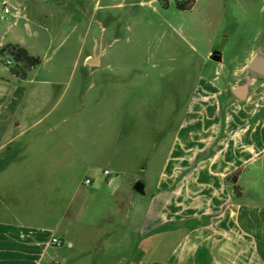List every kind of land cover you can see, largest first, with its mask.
Instances as JSON below:
<instances>
[{"label": "rangeland", "instance_id": "rangeland-1", "mask_svg": "<svg viewBox=\"0 0 264 264\" xmlns=\"http://www.w3.org/2000/svg\"><path fill=\"white\" fill-rule=\"evenodd\" d=\"M8 43L41 59L26 80L7 83L28 92L21 112L30 104L35 112L27 122L41 118L21 141L30 147L24 161L41 163L45 174L12 192L14 207L45 212L48 224L68 212L61 262L114 264L132 253L119 232L133 201L153 192L193 89L208 77L235 82L250 52L264 53V0H196L189 11L173 0H0V48ZM215 51L221 63L210 59ZM95 55L99 63L89 64ZM246 71L241 82L264 79ZM0 75H11L1 55ZM51 124L48 135L35 136ZM140 180L146 195L134 190ZM103 229L111 237L91 257Z\"/></svg>", "mask_w": 264, "mask_h": 264}, {"label": "crops", "instance_id": "crops-1", "mask_svg": "<svg viewBox=\"0 0 264 264\" xmlns=\"http://www.w3.org/2000/svg\"><path fill=\"white\" fill-rule=\"evenodd\" d=\"M255 53L234 71L235 82L208 77L193 89L171 130L153 192L133 201L129 221L119 232L132 253L114 264H264V79L246 81L245 100L233 93L246 83L241 81ZM12 80L24 81L12 73L0 75V264H78L61 262L56 254L60 247L52 243L69 237L63 228L68 212L48 224L45 212L15 208L12 202V192L18 195L25 183L45 176L41 163L24 161L30 147L21 141L41 118L27 122L35 110L30 104L21 112V97L28 92L23 85H7ZM55 127L51 124L35 136H46ZM238 172L240 196L229 180ZM110 237V229L95 235L87 249L91 257ZM75 247L69 240L66 250ZM146 255L150 260L143 259ZM128 256L132 258L126 261Z\"/></svg>", "mask_w": 264, "mask_h": 264}, {"label": "trees", "instance_id": "trees-1", "mask_svg": "<svg viewBox=\"0 0 264 264\" xmlns=\"http://www.w3.org/2000/svg\"><path fill=\"white\" fill-rule=\"evenodd\" d=\"M168 1V0H167ZM176 8L180 11L191 10L196 0H173ZM0 55L4 63L9 66L11 73L19 80H26L28 73L40 65V57L32 55L26 48L18 44H8L0 49ZM10 62V64H8ZM239 172L229 178L235 185V192L241 195L240 188L237 186Z\"/></svg>", "mask_w": 264, "mask_h": 264}, {"label": "water", "instance_id": "water-1", "mask_svg": "<svg viewBox=\"0 0 264 264\" xmlns=\"http://www.w3.org/2000/svg\"><path fill=\"white\" fill-rule=\"evenodd\" d=\"M210 59L213 62L221 63L223 60L222 53L215 51L211 54ZM88 63L91 65H97L99 63L97 55L90 57ZM248 70L258 76L264 77V53L261 50H257L250 63L248 64ZM249 83L246 82L233 89L234 95L240 99L245 100L249 92ZM134 190L139 194L145 193V183L143 181H137L134 185Z\"/></svg>", "mask_w": 264, "mask_h": 264}, {"label": "built area", "instance_id": "built-area-1", "mask_svg": "<svg viewBox=\"0 0 264 264\" xmlns=\"http://www.w3.org/2000/svg\"><path fill=\"white\" fill-rule=\"evenodd\" d=\"M3 11L4 13H10V10L8 8H5ZM8 64H10V62H8ZM104 174L109 175V171H105ZM92 184H93V180L90 177H87L85 179V185L91 186ZM61 242H62L61 239H58V238H54L52 240V243L57 246H59Z\"/></svg>", "mask_w": 264, "mask_h": 264}]
</instances>
